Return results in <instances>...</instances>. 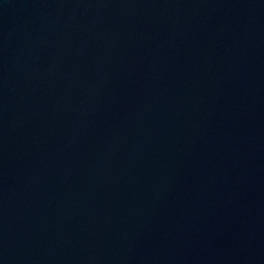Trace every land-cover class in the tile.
<instances>
[{"label":"water","instance_id":"water-1","mask_svg":"<svg viewBox=\"0 0 264 264\" xmlns=\"http://www.w3.org/2000/svg\"><path fill=\"white\" fill-rule=\"evenodd\" d=\"M0 264H264V0H0Z\"/></svg>","mask_w":264,"mask_h":264}]
</instances>
